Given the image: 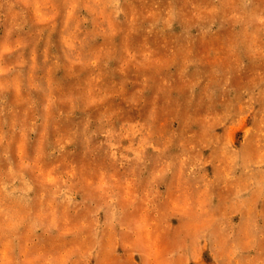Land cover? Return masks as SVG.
Segmentation results:
<instances>
[{
	"label": "rangeland",
	"instance_id": "1",
	"mask_svg": "<svg viewBox=\"0 0 264 264\" xmlns=\"http://www.w3.org/2000/svg\"><path fill=\"white\" fill-rule=\"evenodd\" d=\"M0 264H264V0H0Z\"/></svg>",
	"mask_w": 264,
	"mask_h": 264
}]
</instances>
